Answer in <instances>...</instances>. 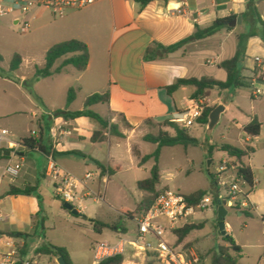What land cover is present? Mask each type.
Wrapping results in <instances>:
<instances>
[{
  "label": "rangeland",
  "instance_id": "374dc122",
  "mask_svg": "<svg viewBox=\"0 0 264 264\" xmlns=\"http://www.w3.org/2000/svg\"><path fill=\"white\" fill-rule=\"evenodd\" d=\"M257 7L259 4L253 0ZM261 17L264 19V1L259 5ZM19 16H8L0 18V56L2 62L0 67L4 70V76L11 82L0 79V128L7 129L14 140H21L20 137L31 136L33 131H37V122L32 118L33 112H38L44 107L46 111L68 110L70 112L80 111L85 108V100L94 93H101L102 68L100 66L99 55L95 61V68L91 74L79 79L80 72L70 68L71 72H63L49 78H35V68L42 67L45 63L47 50L54 44L70 39L90 38L101 36L102 41L98 42L95 54L103 51L105 40L111 39L114 35L115 26L108 7L102 9L98 6H91L79 11H71L63 17H55L48 11H30L23 19L30 25L28 33H22L20 26L14 23V19ZM243 23L246 22L243 20ZM238 31L246 30L243 26L237 25ZM91 44L92 41H91ZM94 46V45H93ZM15 54L21 55L23 62L16 71H10V63ZM94 54V53H93ZM258 80L259 76H255ZM94 79V82H91ZM248 86L231 88L229 91L212 89L210 103L218 101V91L221 92L222 102L228 105L227 111L222 114L219 123L212 132L211 139L205 135L206 125L197 121L192 126H188L190 135L197 140L196 145L184 148L181 145L164 147L159 157L160 183L156 186V193L165 189L188 195L198 190H206L211 187L207 171L215 173L219 167L220 159L224 156L216 148L212 153L209 149L222 141L231 142L239 146L236 142V135L231 136L229 129L233 126V120L250 116L254 110H260L264 105V94L259 97H252L253 86L264 90V82L247 81ZM16 84H20L22 92L17 89ZM75 90L74 101L67 106L68 90ZM220 104V103H217ZM205 102L204 110L209 108ZM91 111L101 115H106L104 104H95L89 108ZM262 109V107H261ZM48 121V116L45 118ZM75 126L70 127L71 133L79 131L85 134L100 128L99 123L88 117L75 119ZM80 123V124H79ZM147 133L157 135L160 129L158 124L147 125ZM80 128V129H78ZM173 134V130L164 128ZM145 135V134H144ZM144 135L138 133L134 138L132 152L128 146L129 140H121L111 137L102 146L95 147L89 141L83 148L86 154L101 162L111 165H120L118 172L103 178L97 176L99 169L96 164L88 159L84 160L80 156H67L66 164L68 171L77 176H84L90 172L94 177L89 180L87 187L80 194L83 204V213L74 216L62 207V202L57 200L51 177L42 176L45 157L38 152H28L23 162L18 182L25 184L39 185L38 194L41 198L42 215L46 218L44 222L45 230L43 235L31 242H49L56 246L65 247L75 264H92L93 249L97 242L109 240L116 241L120 237L132 238L136 234V223L133 219L125 215L136 212L139 203L145 197H152L139 190L137 183L151 177L154 160L151 159L141 163V158L152 153L156 145L144 141ZM51 136L45 131L44 142L48 143ZM71 139H77L74 136ZM234 138L235 141H230ZM51 140H53L51 138ZM62 142H65L64 138ZM255 152L251 155V164L256 168L257 192H254V200L258 209L250 208V215L243 214L236 209L237 202L232 200L223 189L218 191L219 201H225L227 215L225 222L227 235L231 236L240 247L241 252L237 258L238 264H264V124L260 136L253 141ZM69 149V145H63ZM17 155H11L15 160ZM19 158H17V161ZM209 161L212 163L209 165ZM103 175V174H101ZM9 182L4 179L2 188ZM19 184V183H17ZM1 188V189H2ZM89 192V196H84ZM155 196V195H154ZM217 207L215 205L209 211L194 215L190 222L192 224H202L203 228L192 231L181 243H178L177 236L172 233L165 235L166 241L173 245L176 241L184 250H192L202 260V264H210L213 252H217L220 247H227L219 231L217 219ZM76 208V207H75ZM246 210V209H244ZM136 213L134 215H139ZM92 220L105 223H116L122 221L121 225L127 228V233H116L105 229L102 233H97L92 227ZM20 249L18 252L21 258ZM26 259L35 258L29 247H24ZM229 253H235L230 250ZM42 258L46 259L47 256ZM149 260L144 256L134 257L132 253L124 256L121 264H148ZM53 264H58L53 260ZM153 264H160L153 260Z\"/></svg>",
  "mask_w": 264,
  "mask_h": 264
},
{
  "label": "crops",
  "instance_id": "0c3cea01",
  "mask_svg": "<svg viewBox=\"0 0 264 264\" xmlns=\"http://www.w3.org/2000/svg\"><path fill=\"white\" fill-rule=\"evenodd\" d=\"M250 1L251 0H159L151 2L144 8H141L138 3L132 0H104L94 5L98 6L100 9L104 7L109 8L115 31L111 39H106L104 41L105 45L103 51L101 50L98 54H95L97 51L95 45H98L97 43L102 41L101 36L90 38V41L87 40V38L78 39L87 44L90 54L87 69L84 72H80L81 75L79 79H83L91 74L96 65V58L99 55L103 75L101 93L106 90H109L110 93L109 103L104 104L106 107L105 116H107L109 122L116 125L118 131L124 135L123 138H116L126 141L129 140L128 149L132 156H134L132 152L134 138L138 137V133H140L141 136L150 134L146 132L149 131L147 127L149 124H146L147 120H152L153 124H159L165 120L176 119L180 117L190 105L192 94L195 91L194 87H181L172 94H169L165 87L172 85L177 79L181 78L201 79L206 77L218 81H225L226 72L222 68H219L218 64L224 60L231 59L235 55L237 44L236 35L245 30L238 31L236 27H232V30L223 28L211 37L199 41H192L180 50L155 61H145L144 57L148 47L154 41L165 46L175 44L192 35L196 26L206 28L217 18H224L230 15L239 16L247 10ZM263 1L264 0H256V3L261 5ZM259 5L257 8H259ZM16 20L17 18L14 19L15 24ZM242 24L246 29L248 24H244L243 20ZM91 41L93 44H91ZM256 57L264 61V42L258 36L251 37L247 42L246 58L243 63L245 70L242 72V77L245 79V82L248 83L247 81L251 80L254 85L259 82V80L255 78L254 69H260L255 62ZM70 68L72 67H67L65 73L71 72ZM0 79L11 82L7 78L0 77ZM91 82H94V79ZM261 82H264L263 70ZM15 86L22 92L20 84L15 83ZM229 90L230 89L226 91ZM212 91L213 90H211L209 96L205 98V102L211 107H216L218 105L217 103L223 104L226 112L228 105L222 102L220 91H218V101L214 104L213 102L210 103L209 97ZM0 102H2L1 98ZM261 107L260 110H254L250 116L246 115L244 118L234 119L232 121L233 127L229 129V134H232L231 136L236 135V142L239 143V146L225 141L215 146L227 143L239 149L251 147L255 152L253 141L257 139L260 134L257 137L251 138L244 133L243 128L250 123L254 117H256L263 126L264 105ZM45 111L44 107H41L37 113L33 112L32 114V118L37 122V131H35L36 138H41L43 145L52 149V155L55 161L67 171L66 158H68L67 156H73V154L65 153L78 151L86 157L95 159L91 154H86L84 152L83 148L86 142L89 141L95 147H100L104 142H108L111 137H115L107 134L105 141L93 143L90 138L92 134L100 128L92 130V132L87 134L78 130V132L74 134L71 133L70 127L75 126V119L65 120L62 117L51 118L48 116V121H45L47 117V115L43 114ZM34 114L37 115L36 118H34ZM120 115L126 119L132 128L127 129L121 124L119 120ZM53 128L68 130L71 134L61 135L59 144H54L51 138L48 143H45V131H48V134L51 136L50 131ZM72 136L77 139H71L70 137ZM20 138L22 139L24 137ZM63 138L65 142H62ZM229 140L235 141L234 138H229ZM63 145H69L70 148L67 149L63 147ZM216 149L220 151L219 148ZM28 152L33 151L21 148L17 152L14 161L10 157L9 159L0 160V163H5L6 161L15 162L17 158L23 163L27 159L25 155ZM220 152L224 155L220 160L229 158L226 152ZM38 153L45 157L46 165L47 156L41 152ZM253 153L246 156L243 162L252 169L254 174L255 187L249 197V202L253 208L257 210L258 207L254 200V192H257V184L259 181L256 178V168L251 164V155H253ZM134 158L136 157L134 156ZM83 159L86 160V158ZM101 163L109 167L118 166L121 168L120 165ZM211 163L212 162L209 161V165ZM42 170H44V168ZM97 174L100 178H103L104 181H106V177L109 176L108 174L101 175V171ZM42 176H44V174ZM77 177L81 178L83 176ZM11 185L24 187L31 184H25L24 181L18 182V179L13 183L7 182L3 188L1 187L2 185L0 186V196L3 195ZM39 210V201L34 196L19 195L0 198V255L18 250L19 247L28 248L31 244L29 252L32 251L35 255V258L31 261L32 264H53L54 258L47 256V258L44 259L42 258L43 256L35 254V248L40 245L39 240L38 242H31L36 238L40 239V237L34 234L32 224L33 216H35ZM18 233L28 234L30 236H18L17 238L12 236ZM27 255L28 254L22 259L31 260L26 259ZM71 260L73 262L72 257Z\"/></svg>",
  "mask_w": 264,
  "mask_h": 264
},
{
  "label": "trees",
  "instance_id": "16d2710c",
  "mask_svg": "<svg viewBox=\"0 0 264 264\" xmlns=\"http://www.w3.org/2000/svg\"><path fill=\"white\" fill-rule=\"evenodd\" d=\"M138 3L141 8H144L148 4L154 1L159 0H132ZM167 1V0H162ZM254 1H250L247 10L241 14L242 20H244L248 26L247 29L243 32L237 33L236 39V51L235 55L228 60H224L218 64L219 68H222L226 72L225 81H218L212 78L203 77L201 79L196 78H181L177 79L172 85L165 87L166 91L169 94L174 93L181 87L192 86L195 88L194 93L192 94V99H205L209 96L210 91L214 88H218L220 90H228L234 87L240 86H249V83L245 82V79L242 77V72L245 70L244 68V60L246 58V49L247 42L251 37L258 36L264 42V19L261 17V14L258 8L254 5ZM237 15H230L224 18H217L210 26L206 28H201L199 26L195 27V31L189 37L175 43L172 45H162L154 41L146 50L145 53V61H155L157 59H161L164 56H167L171 53H174L181 48H183L186 44L192 41H199L206 39L215 35L221 29L226 28L227 30H232L233 28L229 26V23L236 19ZM90 54L88 46L85 42L80 41L78 39H70L60 43H56L52 45L46 52L45 55V63L42 67L35 68V78H49L54 75H59L65 72L67 67H72L78 72H84L87 69L89 64ZM2 62V57L0 56V63ZM22 63V57L19 54H15L10 63V71H16ZM255 76H259V81L262 80V71L258 68L254 69ZM0 76H4V70L0 67ZM8 78V77H6ZM75 99V90H68V98H67V106H69ZM110 99L109 90H106L103 93H94L90 95L85 100V108L80 111L70 112L68 110H56L54 111V117H62L65 120L68 119H76L80 117H88L96 120L100 129L95 131L91 136V142L99 143L103 142L106 139V135L109 134L111 136L123 138L124 135L118 131V127L109 122V118L107 116H101L89 108L95 104H108ZM214 107H209L204 110L201 117L197 119V122L206 125L208 122V115L210 111ZM119 120L121 124L130 129L132 126L126 121L123 116H119ZM152 120H147L146 124H151ZM160 126L159 132L157 135L148 134L145 135L144 141L156 145L155 150L152 153L146 154L141 158V163H145L151 159L154 160V166L151 171V177L137 183L139 190L144 193L151 195L152 197H145L138 205L136 209V213H144L147 211L151 205L154 203L158 193H156V186L160 183V171H159V157L161 154V150L164 147H173L176 145H181L184 148H187L190 145H196L197 140L193 138L187 127H184L178 123L173 122L172 120H165L158 124ZM164 128H169L173 130V134ZM262 123L254 117L250 123L244 126V133L251 137H257L261 133ZM20 144L22 148L30 151H38L46 156L52 155L53 151L51 148L43 145L41 138H36L34 136L24 137L20 140ZM214 148H219L220 151L226 152L229 157L234 158L235 161L239 164V172L244 175V178L248 185L251 188L255 187L254 174L252 169L244 164L243 160L246 156L250 155L254 152L251 147H247L246 149H239L235 146H232L227 143L220 144L219 146H212L209 149V153L211 154ZM13 152V150H10ZM65 154H73L80 156L82 158H86L92 162H94L97 168L101 171L103 175L108 174L109 176L115 174L120 170L118 166L109 167L101 162L92 159L91 157H86L82 153L78 151L67 152ZM10 157L1 156L2 159H9ZM208 177L210 179L211 187L207 190H198L191 194L185 195L187 201L190 204H196L203 197L211 195L214 197L215 205L218 204V187L215 181V175L208 170ZM39 185H26L24 187H17L11 185L9 189L0 196L3 198L4 196H34L38 199L40 210L39 212L33 216L32 224L34 228V234L38 237L43 235L45 230L44 222L45 217L42 215L43 210L41 207V198L38 194ZM155 195V196H154ZM250 208H253L251 205L248 209H240L236 207L237 210H240L243 214L249 216ZM254 209V208H253ZM67 211V210H66ZM132 215L130 212H125V215L129 218L133 219L135 215ZM217 214V211H216ZM81 213L78 215L80 216ZM264 220V219H263ZM122 221H118L116 223H105L98 220H92V227L95 232L102 233L103 230L108 229L117 233L126 234L127 228L121 225ZM219 225V222H218ZM203 228L202 224H187L181 229H177L175 231L178 237V243H181L188 235L194 230H200ZM222 239L227 242V247H220L217 252H213L210 258V264H238L237 258L239 253L241 252L240 247L235 243L234 239L227 235H222L220 232ZM19 237L22 236H30L28 234L18 233ZM20 249L22 255H26V251ZM232 250L235 254L231 255L229 251ZM35 254L41 256H49L54 259L63 258L67 264H74L71 260L68 250L65 247L56 246L49 242H42L38 247L35 248ZM124 259V256H118L114 258L107 259L99 264H121ZM154 259H149L148 264H153Z\"/></svg>",
  "mask_w": 264,
  "mask_h": 264
},
{
  "label": "built area",
  "instance_id": "2783aa9c",
  "mask_svg": "<svg viewBox=\"0 0 264 264\" xmlns=\"http://www.w3.org/2000/svg\"><path fill=\"white\" fill-rule=\"evenodd\" d=\"M104 0H0V18L8 16L16 17V24L20 26L22 33H28L30 25L23 20L32 10L48 11L55 17H63L71 11H79L94 6ZM255 62L264 71V61L256 57ZM252 96L254 98L264 94V90L253 86ZM205 99H191L188 108L180 117L172 121L184 127L192 126L204 112ZM43 114L54 118L53 112L45 111ZM36 118V114L33 115ZM54 144H59L61 135H70V131L61 128H53L50 131ZM31 136L36 137L33 131ZM12 134L5 128H0V150H13L11 155H17L22 148L20 140H14ZM23 163L21 161H6L0 163V186L4 179L10 183L15 182L20 174ZM239 164L234 158L220 160L219 167L215 173V181L218 190H225L228 196L237 202L236 207L248 209L251 204L249 197L253 191L246 182L244 175L239 172ZM46 177L53 179V187L56 196L63 202L70 203L73 207L83 213V204L80 194L82 189L94 177L88 172L79 178L71 172L63 169L54 159L53 155L47 156V162L43 170ZM97 176H99L97 174ZM84 196H89L87 192ZM225 206V201H219L217 205ZM215 206L214 197L211 195L203 197L196 204H190L185 195L173 192L169 189L161 191L151 207L133 220L136 223V234L132 238L120 237L116 241L103 240L97 242L93 249L92 264H99L107 259L126 256L132 253L134 257L144 256L154 259L160 264H202V260L192 250H184L177 241L170 245L165 235L175 234L190 224V219L199 213H203ZM228 227V225L226 224ZM177 236V235H176ZM178 240V237H177ZM0 264H32L30 260H23L18 250L0 255Z\"/></svg>",
  "mask_w": 264,
  "mask_h": 264
},
{
  "label": "water",
  "instance_id": "95a60500",
  "mask_svg": "<svg viewBox=\"0 0 264 264\" xmlns=\"http://www.w3.org/2000/svg\"><path fill=\"white\" fill-rule=\"evenodd\" d=\"M242 24V16L239 15L236 19L232 20L229 23L230 27H236L237 25H241ZM225 112V106L223 104H218L216 107H214L209 115H208V122L206 124V137L208 139H211L212 136V132L214 130V128L217 126V124L220 121V117L222 115V113ZM12 154V152L10 150H0V157L1 156H6V157H10ZM57 200L61 201L59 198H57ZM62 207L67 210L70 214L74 215V216H78L80 214V212L73 207L70 203L68 202H62ZM227 215V210L226 208L219 204L217 207V219L219 221V231L221 232L222 235L226 234V222H225V217ZM14 238L18 237V234L12 235ZM57 263L58 264H67L65 262V260L63 258H58L57 259Z\"/></svg>",
  "mask_w": 264,
  "mask_h": 264
}]
</instances>
